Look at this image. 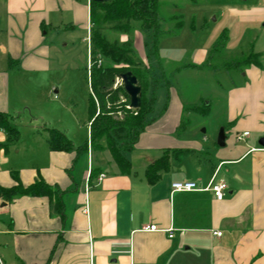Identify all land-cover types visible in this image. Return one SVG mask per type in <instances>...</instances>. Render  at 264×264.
<instances>
[{
  "label": "crops",
  "instance_id": "crops-1",
  "mask_svg": "<svg viewBox=\"0 0 264 264\" xmlns=\"http://www.w3.org/2000/svg\"><path fill=\"white\" fill-rule=\"evenodd\" d=\"M187 2L198 6L187 11L191 22L186 26L182 21L179 33L167 36L171 42L162 44V38L157 56H146V35L139 22H132L136 57L152 65L154 79L161 77L163 83L155 91L151 122L126 155L130 169L125 173L111 157L92 159L91 147L77 148L84 143L75 144L57 125H43L42 130L33 125L22 144L11 120V111L26 102L29 87L50 79L59 51L56 39L64 36L63 46L77 39L85 42L90 0H0V112L17 130L7 142L0 129V188L17 181L28 186L40 178L56 189L51 195L0 194L1 264H264V147L258 144L264 134V0ZM211 13L221 25L206 33L205 15ZM198 28L202 37L207 35L201 44L193 40ZM110 34L120 42L128 37ZM221 42L220 51L232 57L226 67L231 73L224 121L217 125L224 128L223 147L216 144L218 132L196 133L191 119L198 107L164 81L161 69L164 61H171L177 64L176 73L202 71L216 58L212 50ZM252 54L257 57L244 62ZM151 91L149 84L147 93ZM183 111L189 115L184 124ZM87 126L89 136V119ZM49 129L62 132L72 149H51ZM227 131L233 134L229 146ZM244 131L248 136L237 141ZM173 150H180L175 157ZM165 151L171 156L169 169L148 183V164ZM217 167L216 178H228L222 200L209 190L170 192L175 180L196 181L204 188ZM150 224L157 230L144 229Z\"/></svg>",
  "mask_w": 264,
  "mask_h": 264
},
{
  "label": "trees",
  "instance_id": "trees-1",
  "mask_svg": "<svg viewBox=\"0 0 264 264\" xmlns=\"http://www.w3.org/2000/svg\"><path fill=\"white\" fill-rule=\"evenodd\" d=\"M159 9V0H90L89 3L91 23L90 66L88 69L91 92L87 105L89 142L93 150H107L119 170L125 173L130 169L126 155L134 147L140 133L151 122L149 114L152 112L156 100L155 91L163 81L159 80L161 77L154 79L151 74L152 65L148 64L145 67L142 60L134 56L131 39L120 42L117 38L110 39L107 33L126 34L131 37L132 22H139V28L146 35V56H157L160 40L174 35L182 26V21H176L173 28L164 29L160 22ZM174 18L177 17L171 16L168 19ZM222 47L223 44L219 43L212 51L220 50ZM256 57L254 54L249 55L244 59V62L253 61V58ZM98 59L101 60L100 64L97 62ZM228 65L225 67L230 68ZM184 67H188V65ZM126 71H131L135 75L137 83L141 87V103L136 109L124 107L129 104V97L122 85L113 87L115 78ZM145 74H149V77ZM149 84L152 91L147 93ZM92 95L97 98V105H95ZM120 96L124 100L121 101ZM121 110L124 112L123 115L116 116V113ZM0 129H3L7 134V142L17 136V130L9 117L1 112ZM48 141L51 149H72L71 141L56 129L48 130ZM80 147L85 150L87 141L77 148ZM179 151L173 150L171 154L175 157ZM170 157L165 151L160 158L148 164L145 170V178L148 183L155 182L161 172L169 169ZM94 173L95 171L92 170L89 177ZM13 176L17 178L14 174ZM55 191L56 189L40 178L28 186H23L17 181V184L11 188H0V194L8 198L20 195H51Z\"/></svg>",
  "mask_w": 264,
  "mask_h": 264
},
{
  "label": "rangeland",
  "instance_id": "rangeland-1",
  "mask_svg": "<svg viewBox=\"0 0 264 264\" xmlns=\"http://www.w3.org/2000/svg\"><path fill=\"white\" fill-rule=\"evenodd\" d=\"M159 1V17L161 18L160 22L164 29L173 28L176 21H184L187 26L191 22V12L188 16L187 11H189V8L191 10L194 7L198 8V6H194V4L187 2V0ZM198 3L204 5L207 4L204 0H198ZM178 13H181L184 16H177V18L172 20L168 19L170 15H178ZM213 15V13H211L210 17L208 14L205 15L207 19L209 18V25L205 30L206 33L211 32L213 28L220 27L221 25L220 22L217 23L213 20ZM198 30L195 32L193 38L195 44L205 42L207 36L204 34L205 37L203 36V38V30H200L199 28ZM178 33L179 31L173 36ZM107 36L110 39L114 38V35L110 33H107ZM63 37L64 36L61 35L56 39L59 51L54 55L55 59L52 63L54 69L50 73V79H48L44 85L39 84L40 86L37 88L29 87L28 94H25L26 102L20 103L18 110L11 111V120L21 133L22 144L28 142L33 125L38 126L36 128H39L40 130H42L43 125L49 127L57 125V128L67 130L68 137L77 145L83 144L88 138L87 125L89 118L87 105L89 93L91 92L88 80L90 54L86 49V42L77 39L74 40V42H68L67 46H63L62 44L66 42ZM131 37H133L132 34ZM131 37L128 36L127 39H131ZM130 41L132 42V40ZM168 41L171 42L172 37H164L162 44H165ZM215 51L216 58L210 62L207 61V64L203 65L205 69L202 71H191L187 69L176 73L174 70L176 69L175 67L177 64L171 61H164L161 68L163 69L164 80L166 83L169 81L174 84L179 96L183 97V99L190 97L189 101H192L193 105L198 107L197 111H193L198 115L194 119H191V125L197 130L196 133L200 137L202 135V129H205V134L208 136L211 132L215 135L218 132V127H220H217V125H221L224 121V95L230 85L229 74L231 73L229 69L226 70L225 66L228 65L227 63L231 61L232 57L223 53V51ZM134 56L136 57L135 54ZM212 58L214 57H211V59ZM98 61L101 60L98 59L97 62ZM143 64L145 67L148 66L147 63L143 62ZM208 66H210V68ZM145 75L149 77V74ZM162 87L164 89V86ZM55 89L57 92L54 91ZM220 90L221 96H219ZM92 98L95 105H97V98L94 95H92ZM120 98L121 101L124 100L122 96H120ZM208 102H211L210 112L206 107ZM123 113V110H121L116 113V116L121 117ZM188 116L189 115L183 111L182 124L186 122ZM232 136V131H227L228 146L230 145ZM89 144L90 143L87 142V146H89ZM231 144L235 145L236 143ZM89 150H91L90 154L93 156L92 159L94 158V155H96V157H101L100 155H102L103 160L110 159L111 157L107 150L97 153L93 151L92 147ZM89 150H87L86 153H88ZM81 158L83 157L80 155L76 165L77 168L80 167ZM222 173L223 172H220L219 176H221Z\"/></svg>",
  "mask_w": 264,
  "mask_h": 264
},
{
  "label": "built area",
  "instance_id": "built-area-1",
  "mask_svg": "<svg viewBox=\"0 0 264 264\" xmlns=\"http://www.w3.org/2000/svg\"><path fill=\"white\" fill-rule=\"evenodd\" d=\"M84 40L87 44V50L89 53V51H90V34L89 33L86 35ZM100 62L101 61H98V64ZM89 66H90V61H89L88 67ZM118 85H122V81H121V78L119 76H117L115 78V81L113 83V87H116ZM126 107L130 108L129 104L126 105ZM131 109H133V108H131ZM246 136H248L247 131L241 132L240 134L236 135V140L237 141L242 140ZM88 143H90L89 142V136H88ZM88 147H90V144ZM217 172H218V167L214 170L213 175H212L209 183L204 188L199 187L196 181L175 180V181L171 182V184H170V192L173 193V192L191 191V190H209L216 200H222L225 197L226 191L228 189V185H227L224 178H216ZM89 174H90V172L87 173V179L89 177ZM103 176H104V173L101 172L98 174L97 179L101 180L103 178ZM144 229L149 230V231L157 230V228L154 224L147 225L144 227ZM215 234L220 235L221 232H216ZM169 236H172V232H169ZM0 264H1V262H0Z\"/></svg>",
  "mask_w": 264,
  "mask_h": 264
},
{
  "label": "water",
  "instance_id": "water-1",
  "mask_svg": "<svg viewBox=\"0 0 264 264\" xmlns=\"http://www.w3.org/2000/svg\"><path fill=\"white\" fill-rule=\"evenodd\" d=\"M98 1H106V0H98ZM122 81V86L129 97V107L136 109L140 106V94H141V87L137 83V79L135 75L131 71L123 72L119 75ZM216 144L220 147L225 145V132L224 128L220 127L217 138ZM258 144L261 147H264V134L259 138Z\"/></svg>",
  "mask_w": 264,
  "mask_h": 264
}]
</instances>
